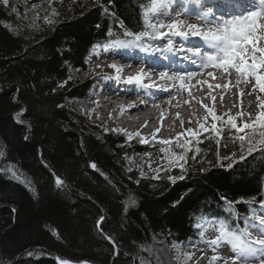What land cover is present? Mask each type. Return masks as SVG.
Listing matches in <instances>:
<instances>
[{
    "label": "trees",
    "instance_id": "1",
    "mask_svg": "<svg viewBox=\"0 0 264 264\" xmlns=\"http://www.w3.org/2000/svg\"><path fill=\"white\" fill-rule=\"evenodd\" d=\"M19 1L0 0V169L13 168L20 177L0 171V264H152L143 249L154 239L169 246L198 238L194 224L201 214L227 218L231 210V224L242 226L264 201V145L250 154L245 145L241 153L226 130L219 144L201 136L202 154L187 160L184 179H169L181 171L150 179L128 166L134 153L144 158L151 151L143 137L111 128L97 136L75 109L77 99L97 90L75 78L93 47L113 43L109 29L123 39L117 20L140 31L148 0L111 6L108 0H62L52 5L60 19L44 30L25 23ZM232 153L221 167L218 156ZM55 176L63 188L57 189Z\"/></svg>",
    "mask_w": 264,
    "mask_h": 264
},
{
    "label": "snow or ice",
    "instance_id": "2",
    "mask_svg": "<svg viewBox=\"0 0 264 264\" xmlns=\"http://www.w3.org/2000/svg\"><path fill=\"white\" fill-rule=\"evenodd\" d=\"M3 2L8 4L9 0H3ZM174 3L175 0H148L147 8H141L143 27L138 32L129 31L124 27L122 21L117 20L116 23L124 29L122 33H118L123 39H116L117 34L109 29L107 35L113 37L112 47L143 48L145 41H165V48L168 52L183 53V59L189 60L198 69L213 68L219 70L221 76L228 75L231 77L235 74L237 86L241 83L245 85L251 83L252 92L257 89L264 92V0H221L220 6H227L229 9L227 12L218 11L216 4L210 5L206 0H184L185 6L181 10L182 14L189 18L195 16L200 23H188L186 20L181 19L180 15H176L172 19H162L161 17H168L172 14ZM108 4L109 6L113 5L114 0H108ZM188 5H195L197 11L193 13ZM11 10L16 11L14 8ZM56 14L53 13V15ZM105 15H114V13H111L109 8H105ZM51 22L45 20V23ZM96 27H99V25L97 24ZM175 38H179L183 43L178 44ZM194 38L195 42H193ZM96 47L99 46L93 47V54H95ZM105 50H107V45H105ZM109 67L114 70L116 73L115 79L119 81L123 69L115 63L110 64ZM200 74L201 72H189L186 75H169L167 71H161L159 77L161 80L179 81L180 87L184 88L186 79L190 80ZM208 76L212 79L218 78L213 72H208ZM145 78H148V74L141 69L137 75L128 77L125 82L129 85L143 86ZM197 84H202V82L197 81ZM152 86L154 85H148V87ZM213 87L209 83L207 85L208 91L211 92ZM215 87L220 88L222 86L217 84ZM252 92L247 94L251 95ZM243 94L241 93V95ZM189 95H191L190 90ZM256 98L259 101L260 112L256 115L253 123H244L240 126L236 123V119L232 117L226 121L230 126V130H235L232 134L233 142L236 139L240 141L241 153H243L246 143L249 145L247 148L249 154L253 151L257 142L264 145V100L259 96ZM210 99L214 104L216 97L211 96ZM186 103L188 102L186 101ZM201 106L205 109L207 115L204 122L197 121V129L188 128L177 134L174 139H159L157 141L162 146L159 150L165 154L161 159H166L167 164L161 163L154 171L159 173L160 171H170L174 167H179L181 175L169 177L173 183L177 179L182 180L185 178L183 173L186 171L185 164L187 160L189 158L195 160L201 151L193 141L199 143V136L205 131L216 134L218 137L217 144H219V139L223 138L220 136L222 130L217 126V122L223 124L225 123L224 119L216 115L212 107L203 104ZM177 118H179V114H177ZM209 118L212 121L210 125L208 123ZM189 122L191 123V121ZM180 123L183 127L184 122L181 120ZM246 129H250L251 132H245ZM159 132L160 129L158 128L153 133V140H156ZM238 133H244V135L237 136ZM28 139L29 137L25 136V140ZM140 142L149 143L147 138H141ZM173 144H175V147L180 148L181 152L176 153L173 151ZM188 153H192V156L189 157ZM2 156L3 152H0V157ZM234 156L235 153L222 158L218 156V163L225 159L231 161ZM244 158V155L241 154L240 159L243 160ZM44 166L48 167L46 162H44ZM220 166L223 167L224 165L220 163ZM90 167L96 169L94 163H91ZM148 167L151 168V164ZM227 167H232V163H229ZM0 171L10 173L13 179H20L13 168L0 169ZM201 171H204V169H201ZM22 182L27 186V190L31 191L30 182ZM54 182L57 189L64 187V181L61 177L55 176ZM222 199L226 200V198ZM135 203V200L130 201L132 205ZM227 203L230 209L232 202ZM261 208L264 209V201L261 202ZM231 216L232 212L229 210L227 218L201 214L195 221L194 227L200 240L207 244L214 253L209 260V264H217L218 261H222V264H257V262L258 264H264V213L257 214L253 210L250 217L243 221V227L240 226L238 220L236 225L233 226L229 219ZM103 221L104 216H101L97 221L98 228ZM100 230L103 232L102 229ZM209 230L215 233L211 239L206 236ZM105 238L115 245L111 237L105 234ZM223 245L230 247L234 254L232 257L224 258L218 254L219 248ZM182 255L188 261H191L193 254ZM203 255L201 253V258H203ZM60 264H69V262L61 261ZM141 264H143V261Z\"/></svg>",
    "mask_w": 264,
    "mask_h": 264
},
{
    "label": "rangeland",
    "instance_id": "3",
    "mask_svg": "<svg viewBox=\"0 0 264 264\" xmlns=\"http://www.w3.org/2000/svg\"><path fill=\"white\" fill-rule=\"evenodd\" d=\"M61 2H62V0H24V1L20 0L18 3H20L21 10L23 11L22 16H24L25 23L28 26H38L40 29L44 30V29H46V25L56 23L60 19V13L53 15V13L55 11L53 10L52 5L54 4V6L55 5L58 6L59 4H61ZM178 2H183V0H176V4ZM175 8H176V5H173L172 9H175ZM60 11H62V10H60ZM55 13H57V12H55ZM161 18L168 19L167 17H161ZM180 18L186 20L187 22L189 20L192 22L198 21V19L196 20L195 16H193L191 19L189 17H185V16H183V17L181 16ZM46 19L50 20L52 22L51 23H45ZM170 19H172V18H170ZM175 39L177 40L179 38H175ZM147 42H149V41H147ZM152 43H153L154 50H157L159 53H161V51L166 50V48H165L166 42L165 41L157 40V41H152ZM130 49L136 50L139 48H114V47H112L111 49L101 51L98 54H96V52H98L99 50L95 51L94 57L101 56V55H111V54L119 55V54H121V52H125V51L130 50ZM140 49H141V51H139V52L142 53L145 51V49H147V46L144 45V47L140 48ZM142 56H144V55H142ZM92 65H93L92 62L89 61L88 65H87V70L93 73ZM210 69L213 70V68H210ZM87 77H88V74L87 75L85 74V76H84L81 73H78L75 78L79 79V80L80 79L83 80L84 78L87 79ZM109 85L119 86L122 84L115 83L111 79L105 77L104 81H102V86H103L102 90L103 89L106 90L107 89L106 87H108ZM121 87H124V86L122 85ZM204 90H207V87ZM250 92H252V89L250 90ZM226 94L228 95V93L227 92L224 93V91H223V93H221V95L224 97H226ZM252 94L255 97L257 96V94H255V92H252ZM232 95H234V97H242V95H240L239 93L237 95L236 92H233ZM86 97L88 98V96H86ZM218 98H219V96L216 97V100H218V101H215V103L217 105L221 101V99L219 100ZM245 98H250V96L246 95ZM228 100L230 102V96H229ZM82 103L88 104V102H85V101ZM215 103H214V105H215ZM247 103H249V102H247ZM225 104H226V102H225ZM242 104L243 103L239 104V106H241ZM256 104L259 105V102H257ZM75 106H76L75 109H77V110L80 109L81 113L83 114V117L84 116L86 117L87 107L84 105H81L80 101H76ZM78 106H80V107H78ZM96 108H97V105H95V108H93V117L90 119L88 118L87 121L90 125H92L96 128V131H94V132H97V134H98L97 136L102 137L103 136L102 129L105 128V129L110 130L109 128H113V125L110 123H107V122H101V120H102L101 113L97 112ZM249 108L250 107L247 106V107H245V109L244 108L242 110L239 109L237 112L232 111L233 115L232 114H225L223 112V110H221V109L216 111L215 114L222 117L225 121V123H223V124H221L220 122H217V126L220 127L222 130L220 133V136L222 135L223 130H226L229 133H233L235 131V130H230V126L226 123V121L230 117L235 118L236 123L240 126H242L245 123V121H247L248 119L250 120V115L248 114ZM257 109H260V108L257 106ZM184 111H187V110H184ZM241 112H243L245 114L244 117L240 116ZM200 116H201L202 122H204L203 116L201 114H200ZM190 121H191V123L190 122L183 123V126H185V129H187V128H192L194 130L197 129L198 124L193 119ZM171 122H172V119H171ZM208 123H209V125L212 123L211 118H209ZM108 130H105V131H108ZM175 131L176 130L174 129V134L176 133ZM98 132H100V134ZM245 132H251V130L246 129ZM236 135L237 136L238 135H244V133H238ZM157 136L159 137V134ZM201 136L206 137V138L212 140L213 142L217 143L216 141H217L218 137L214 133L210 134L208 131H205L204 133H202L199 136V140H200ZM130 137H131L130 139H132L131 135H130ZM162 138L163 139H167V138L170 139L172 137H167L166 135L162 134ZM162 138L160 137V139H162ZM181 139H183V137ZM235 142H236V140H235ZM193 143L195 144L196 147H199L200 142L198 144L195 141H193ZM148 145L150 147V150H152L151 154L148 157H146L144 159H140V160L136 157H133L128 162L129 170H136V171L140 172L138 175H141L142 177L145 176V177H148L150 179H158L159 176H161V175H162V177L166 178L171 173L180 172L179 167H174L170 171H160L159 173L155 172L154 169H157L161 163L167 164V160L161 159L165 154L159 150L162 146L157 141L156 142L150 141ZM245 145H248V144L246 143ZM237 146H238V148L240 147V141L239 140L237 142ZM248 147H249V145H248ZM172 150L175 151L176 153L181 152V149L175 147V144L172 145ZM200 153H201V151H200ZM200 153L198 155H200ZM189 155L192 156V153H188V156ZM149 164H151V168L148 167ZM187 164H188V161L185 164V168L187 167ZM254 210L256 212H260L262 210V208L258 207V208H255ZM253 231H255V230H253ZM210 232H211V230H210ZM173 245H175V247H173ZM143 253H145L147 255L146 256L147 258L148 257L151 258L152 264H191L192 263V262L187 263L188 260L185 258L184 255H182V254H186V253L181 254V252L179 251L176 244H170L169 246H167V244H165L164 241H158L157 242V239L153 240V244L151 247H149L147 249H143ZM218 254L220 256L228 255V254H232V251L230 250V247L228 245H223L219 248ZM61 261H68L69 264H97L95 262L83 261V260L79 261V262H75V261H71V260H67V259H64V260L60 259V262ZM218 262H220V261H218ZM146 264H148V261L146 262Z\"/></svg>",
    "mask_w": 264,
    "mask_h": 264
},
{
    "label": "bare ground",
    "instance_id": "4",
    "mask_svg": "<svg viewBox=\"0 0 264 264\" xmlns=\"http://www.w3.org/2000/svg\"><path fill=\"white\" fill-rule=\"evenodd\" d=\"M88 58H86V70H83L82 71V75L85 76V74L87 75L88 74V77L87 79H80L82 82H85V81H90L92 84L96 85L97 87V90L96 92L92 95V101H93V107L95 108V105H97V108H96V111L97 112H100L101 113V122H106V120L109 118V117H113V121L115 122V124L117 126H119L120 128H124L125 125L123 124H119L118 123V119H120L122 116H123V113H124V105H123V101L119 98V97H122V95H128V97H131L134 92L133 91H130L129 89H124L122 87H116V86H112L111 85V88H110V92L111 94L114 96L112 97L111 99L109 97L106 98V96L103 94V86H102V79L99 75V73L97 72H90L87 70V65L89 63L88 61ZM229 77V76H228ZM211 78V77H209ZM229 78H233V76L229 77ZM220 79L219 77L217 79H212L211 80H218ZM217 85V84H215ZM222 86V85H221ZM205 87H207V85L205 84H195L194 86L192 87H187L185 88L182 93L185 94V98L181 99V100H175V105L172 107H168V108H165L163 109L162 107L158 109V112H153V111H147L145 112L144 108L142 106H139V105H134V106H131V107H127L128 108V112L129 114L131 115L132 113H139L138 114V118H137V122H140V123H164L166 122V126L169 127V129H167L168 131H172L174 129L173 125L174 124H171L168 119H172V122L174 123L176 120H177V114H179V116H183L185 114V111H181L180 110V107L182 108H188V109H192V106L190 108V106L188 107L187 105H197L199 106V102L198 100H194L192 98H189V100H185L187 97H190L189 95V90L192 91L193 88L195 89H204ZM228 88L230 87H226V88H223L220 87V88H217L216 87V91L218 94H221L223 92V90H227ZM232 88V87H231ZM248 88V92L249 91V85H245L243 83H241L239 86H236L234 87L233 89L235 91L237 90H242V89H246ZM242 90V91H244ZM259 91V89L257 90ZM166 96L164 97L166 101H168L170 98L172 97H175V94L171 93V92H165ZM250 96V100L251 101H256L257 98L251 94L249 95ZM179 96H177L176 98H178ZM169 98V99H168ZM244 99L245 100V97L242 96V97H239L238 100H237V97H235L232 101L235 102V104H237V102L239 100ZM122 101V102H120ZM180 101V102H179ZM186 101L188 103H186ZM120 102V106H119V109L116 107V104ZM121 106L123 109H121ZM95 111V112H96ZM86 117H90L92 118L91 116H89V112L86 111ZM189 112L187 111V114ZM192 114V112H190ZM105 116V117H104ZM100 122V123H101ZM139 136H132V138H137ZM135 155L132 156L133 157H136L138 159H140V152H137V153H134ZM243 226V224H242ZM241 226V227H242ZM213 233V232H212ZM206 236L207 238L211 239L212 238V235L210 234V230L207 231L206 233ZM185 240H182V241H179V242H175L174 244L177 245L179 251L182 253H192V259L191 261H187V263H190L192 262L191 264H205V259L207 256L209 255H213V252L211 251V249L208 247L207 244H205L204 242H202L199 238V241L197 242L196 246L199 247V250H193V249H187V250H184V247L182 246L183 242ZM173 244V243H172ZM201 253H203V258H201ZM234 254H228V255H223L222 257L224 258H230L232 257ZM82 261V260H81ZM83 261H88V260H83ZM93 262V261H91ZM217 264H222V261L220 262H217ZM258 264V262H257Z\"/></svg>",
    "mask_w": 264,
    "mask_h": 264
}]
</instances>
